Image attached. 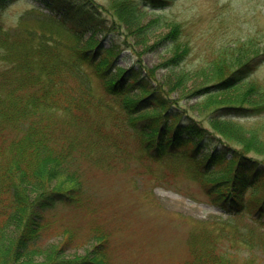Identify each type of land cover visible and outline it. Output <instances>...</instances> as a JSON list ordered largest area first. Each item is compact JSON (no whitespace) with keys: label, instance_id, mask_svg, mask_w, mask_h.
<instances>
[{"label":"trees","instance_id":"1","mask_svg":"<svg viewBox=\"0 0 264 264\" xmlns=\"http://www.w3.org/2000/svg\"><path fill=\"white\" fill-rule=\"evenodd\" d=\"M8 1L0 0V11ZM52 1L49 7L65 11L59 19L43 15L33 23L14 18L11 25H0V264H31L36 255L42 259L32 264H108L105 234L95 236L93 250L72 259L64 257L70 239L50 251L33 245L57 224L58 207L82 211L88 203L82 173L87 167L110 169L120 162V154L128 155L105 129L117 124L115 117L133 130L141 159L185 161L209 204L232 218L249 216L264 229V163L250 157L264 154V86L247 81V71L254 66L246 55H233L241 48L219 53L214 73L205 81L208 86L199 91L210 111L217 113L210 118L218 122L215 126L224 132L228 127L239 130L238 148H233L214 136L223 139L220 133L198 125L174 105L148 69L115 64L122 49L113 35L129 33L144 44L163 27L168 32L156 34L153 45L167 43V63L180 64L190 51L182 25L169 17L141 22L145 11H163L175 0H111L107 22L97 15L94 2ZM69 16L71 23L88 26L92 34H111L110 47L104 50L93 41L86 49L75 46L72 32L61 21ZM83 66L91 67V73ZM188 75L184 71L177 77L184 83ZM92 81L102 97L95 95ZM175 84L179 86L178 80ZM105 97L116 107L105 103ZM103 107L118 115L108 123L97 119ZM226 116L262 118L242 124ZM113 142L119 152L109 150ZM208 149L209 154L199 155ZM220 233L211 239L191 234L190 255L183 264L255 263L254 258L236 263L219 251Z\"/></svg>","mask_w":264,"mask_h":264},{"label":"rangeland","instance_id":"2","mask_svg":"<svg viewBox=\"0 0 264 264\" xmlns=\"http://www.w3.org/2000/svg\"><path fill=\"white\" fill-rule=\"evenodd\" d=\"M68 1L75 3V0ZM90 1L94 2V9L99 10L97 15L109 21L111 0ZM80 3L82 1L75 4ZM49 4L53 5V1L10 0L0 11V25H11L14 18L29 19L33 23L43 15L57 19L63 16L65 11L54 10ZM124 13L121 11V16ZM71 17L61 21L72 32L70 36L74 38L75 46L86 49L93 41L101 44L104 50L110 47L111 34L108 37L92 34L88 26L81 28L71 23ZM160 17L173 18L183 27V39L188 41L190 51L180 64L173 67L167 63L171 56L167 43L153 45L156 34L164 35L168 32L167 27L154 31L144 44L138 43L129 33L113 35L122 49L115 58V64L123 69H148L185 115L211 132L220 133L224 140L212 134L217 139L237 147L239 130L228 127L229 131L224 132L215 126L218 122L210 118L217 113L210 111L199 91L208 86L205 81L214 73L213 61L220 52L230 48H241L240 53L233 55H246L254 66L247 71V81L264 86V0H175L163 11H145L141 22L146 24ZM83 71L90 74L91 67L83 66ZM184 71L189 75L183 83L177 76ZM196 71L197 75L192 77ZM177 80L179 86L175 84ZM95 84L92 81L91 88L100 98L102 92ZM104 101L110 107H116L109 98L105 97ZM114 115H118L117 110L103 107L95 117L108 123ZM226 118L247 124L262 117L250 120L234 116ZM115 123L105 129L112 140H117L119 146L127 150L128 155L120 154V162L110 169L87 167L82 173L88 203L84 204L82 211L58 207L57 224L39 238L33 248L50 251L53 246H62L65 240L70 239L71 245L66 247L64 257L72 259L93 250L98 244L95 236L105 234L108 264H183L190 255L187 241L191 234L211 239L212 234L216 235L221 230L217 240L219 251L236 263L254 258V264H264L263 228L255 226L249 216L232 218L209 204L199 181L191 177L190 164L185 161L177 158L162 161L141 159L133 130L125 129L120 117H115ZM118 144L113 142V149L109 150L119 152ZM209 153L210 149L200 150L199 155L203 157ZM250 157L264 163V154L251 153ZM257 196L260 198L262 194ZM65 229L69 231L63 232ZM41 259L36 255L31 264Z\"/></svg>","mask_w":264,"mask_h":264}]
</instances>
